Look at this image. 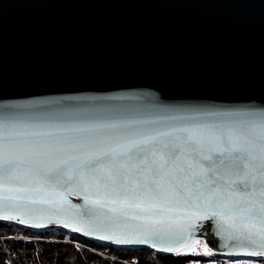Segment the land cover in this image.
<instances>
[{"label":"snow or ice","instance_id":"1","mask_svg":"<svg viewBox=\"0 0 264 264\" xmlns=\"http://www.w3.org/2000/svg\"><path fill=\"white\" fill-rule=\"evenodd\" d=\"M45 91L61 94L0 87V221L155 261L264 264V100Z\"/></svg>","mask_w":264,"mask_h":264},{"label":"water","instance_id":"2","mask_svg":"<svg viewBox=\"0 0 264 264\" xmlns=\"http://www.w3.org/2000/svg\"><path fill=\"white\" fill-rule=\"evenodd\" d=\"M0 87L259 102L264 0H0Z\"/></svg>","mask_w":264,"mask_h":264},{"label":"trees","instance_id":"3","mask_svg":"<svg viewBox=\"0 0 264 264\" xmlns=\"http://www.w3.org/2000/svg\"><path fill=\"white\" fill-rule=\"evenodd\" d=\"M101 244L62 228L43 232L0 222V264H122L129 255L139 259L140 264H177V258L151 259L146 255L149 249L129 254Z\"/></svg>","mask_w":264,"mask_h":264}]
</instances>
